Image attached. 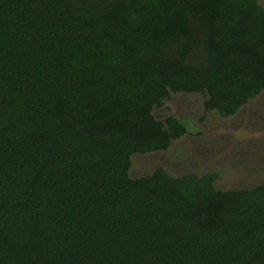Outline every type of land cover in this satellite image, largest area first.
I'll use <instances>...</instances> for the list:
<instances>
[{
    "label": "trees",
    "instance_id": "trees-1",
    "mask_svg": "<svg viewBox=\"0 0 264 264\" xmlns=\"http://www.w3.org/2000/svg\"><path fill=\"white\" fill-rule=\"evenodd\" d=\"M262 91L259 0H0V264H264V182L129 176Z\"/></svg>",
    "mask_w": 264,
    "mask_h": 264
},
{
    "label": "rangeland",
    "instance_id": "rangeland-1",
    "mask_svg": "<svg viewBox=\"0 0 264 264\" xmlns=\"http://www.w3.org/2000/svg\"><path fill=\"white\" fill-rule=\"evenodd\" d=\"M264 5V0H259ZM205 93L178 94L153 115L183 120L187 133L166 151L132 155L129 176L137 178L162 168L178 177L215 172L216 188L247 189L264 182V91L229 119L203 108Z\"/></svg>",
    "mask_w": 264,
    "mask_h": 264
}]
</instances>
